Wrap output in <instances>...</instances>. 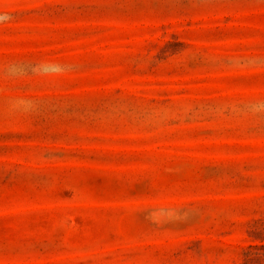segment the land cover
Instances as JSON below:
<instances>
[{
    "label": "rangeland",
    "instance_id": "374dc122",
    "mask_svg": "<svg viewBox=\"0 0 264 264\" xmlns=\"http://www.w3.org/2000/svg\"><path fill=\"white\" fill-rule=\"evenodd\" d=\"M0 17V264H264V0Z\"/></svg>",
    "mask_w": 264,
    "mask_h": 264
},
{
    "label": "clouds",
    "instance_id": "9594fccd",
    "mask_svg": "<svg viewBox=\"0 0 264 264\" xmlns=\"http://www.w3.org/2000/svg\"><path fill=\"white\" fill-rule=\"evenodd\" d=\"M7 17H0V19H6ZM176 215L175 210H168V209H151L149 210V217L150 218H157L161 220H167L172 218Z\"/></svg>",
    "mask_w": 264,
    "mask_h": 264
}]
</instances>
